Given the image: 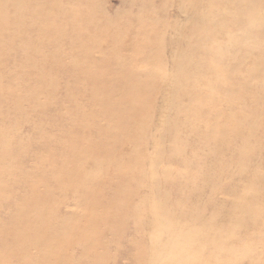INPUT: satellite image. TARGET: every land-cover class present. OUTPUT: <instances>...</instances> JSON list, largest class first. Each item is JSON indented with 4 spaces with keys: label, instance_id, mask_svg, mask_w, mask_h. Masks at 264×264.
I'll use <instances>...</instances> for the list:
<instances>
[{
    "label": "rangeland",
    "instance_id": "obj_1",
    "mask_svg": "<svg viewBox=\"0 0 264 264\" xmlns=\"http://www.w3.org/2000/svg\"><path fill=\"white\" fill-rule=\"evenodd\" d=\"M249 5L0 0V264H264Z\"/></svg>",
    "mask_w": 264,
    "mask_h": 264
},
{
    "label": "bare ground",
    "instance_id": "obj_2",
    "mask_svg": "<svg viewBox=\"0 0 264 264\" xmlns=\"http://www.w3.org/2000/svg\"><path fill=\"white\" fill-rule=\"evenodd\" d=\"M258 3L259 0H213V5L215 7V9L219 8V10H223L224 8H226L227 6L231 8V10H228L229 12H231L232 17H234V20L240 18L241 13H239L237 15V11H241L244 10L246 11V13H251L253 8H248L250 7L249 4L251 3ZM36 5V4H35ZM244 5L246 7H244ZM70 6V5H69ZM23 7V6H21ZM24 8V7H23ZM30 8V6H29ZM33 8V7H32ZM233 10V11H232ZM255 14H258L257 12H255ZM259 15V14H258ZM261 17L260 15L258 17H255L254 22H260L261 21ZM218 22V21H217ZM257 24V23H255ZM260 24V23H258ZM90 33V32H89ZM92 38V37H91ZM45 50V49H44ZM260 51H264V46L262 48H260ZM264 66V62H260L259 64H256L255 67H261ZM37 67V66H36ZM105 76V75H104ZM100 79V78H99ZM110 79V78H109ZM96 82V81H95ZM253 126V125H252ZM185 143V142H184ZM199 144V143H198ZM194 146V145H193ZM222 148V147H221ZM220 148V149H221ZM239 151V150H238ZM84 154V153H83ZM91 155V154H90ZM56 172V171H55ZM103 181V180H102ZM126 200V199H125ZM129 202V201H128ZM237 218V217H236Z\"/></svg>",
    "mask_w": 264,
    "mask_h": 264
}]
</instances>
